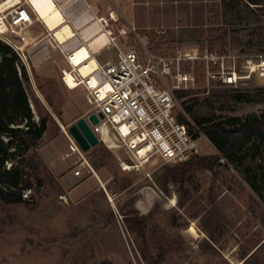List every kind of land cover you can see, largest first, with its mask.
<instances>
[{"label":"rangeland","instance_id":"obj_1","mask_svg":"<svg viewBox=\"0 0 264 264\" xmlns=\"http://www.w3.org/2000/svg\"><path fill=\"white\" fill-rule=\"evenodd\" d=\"M88 2L99 17L108 20L122 50L142 55L144 44L155 57L173 58L177 50L186 54L198 49L204 55L209 49L216 62H211L215 77L210 81L196 72L197 67L206 68L207 62L181 64V71L195 76L196 85L190 91H200V99L211 91L221 94L209 102V116L247 118L264 113L259 89L264 87V67H257L264 61L263 19L251 16L242 21L238 44L229 45L227 54L219 56L221 45L213 42L209 30L224 25L222 0ZM54 30L53 37L46 33L30 39L25 48L27 60L22 64L30 79L25 87L34 118L37 123L47 122L40 145L31 151L42 164V185L30 177L33 188L23 193V203L0 200V264H264V199L223 159L215 172L199 168L183 181L161 188L165 171L177 165L124 170L120 162L130 161L127 154L100 143L87 153L81 151L99 179L87 172L88 166L84 175H75L77 162L83 159L72 154L61 125L67 132L86 117L91 105L83 86L71 90L62 81V69L70 67L60 49L51 44L64 46L72 56L82 41H72L76 33L68 22ZM116 53L113 47L106 49L100 62L115 60ZM222 64L242 77L238 87L218 84ZM247 68L254 71L251 76ZM234 93L245 100L232 101ZM248 148L242 153L244 163L254 168L258 159L252 146ZM217 155L210 145L199 157ZM10 166L8 162L6 167ZM146 187L158 194L149 209L143 195ZM135 218L144 222L145 241L132 228Z\"/></svg>","mask_w":264,"mask_h":264},{"label":"built area","instance_id":"obj_2","mask_svg":"<svg viewBox=\"0 0 264 264\" xmlns=\"http://www.w3.org/2000/svg\"><path fill=\"white\" fill-rule=\"evenodd\" d=\"M9 1L0 0V40L9 45L24 62L27 60L25 48L30 44L29 29L40 20L27 0H20L14 6L7 5ZM100 21L111 38L109 45L117 50L116 59L99 63L98 68L85 80L81 79L76 66L71 63V52L62 45L55 47L51 44L52 48L60 49L70 67L68 70L62 69L64 84L69 88L67 78L71 74L77 87L83 86L86 90L91 108L85 119L100 143L112 151L122 150L127 154L130 161L120 162L124 170L145 169L147 165H178L203 154L212 143L185 113L177 93L189 91L196 85L193 74L181 71L184 61L207 62V81L215 77L211 72V62H215L212 53L208 49L204 55L198 49L186 54L177 50L173 58L155 57L144 44L145 54L142 55L133 49L122 50L113 38L108 20L100 18ZM131 30L135 31V28L131 27ZM247 69L251 76L254 71ZM217 73L226 86L238 87L240 84L242 77L234 68L227 70L222 64ZM93 77L98 81L95 88L90 87L88 82ZM106 85L108 89L103 94L102 88ZM92 114L99 118L97 125L89 121ZM181 116L189 123L182 122ZM69 140L72 154L78 153L83 159L77 162L79 166L75 175H84L87 166V172L95 174L75 141L72 138ZM146 176L152 179L151 173L148 172Z\"/></svg>","mask_w":264,"mask_h":264},{"label":"trees","instance_id":"obj_3","mask_svg":"<svg viewBox=\"0 0 264 264\" xmlns=\"http://www.w3.org/2000/svg\"><path fill=\"white\" fill-rule=\"evenodd\" d=\"M251 16L264 20V0H222L224 25L209 30L214 36L213 42L221 45L219 56L227 54L226 48L229 45L238 44L242 30L240 23L251 19ZM196 72L201 79L206 77L205 66L197 67ZM29 80L28 72L18 54L0 40V200L10 204L23 203V193L33 188L30 177H34L37 184L42 185V164L31 151L40 145L47 132V122L45 119L40 123L35 121L25 87ZM218 84L226 86L221 81ZM259 89L264 98V87ZM199 93L200 91L195 90L180 91L177 97L182 100L185 113L208 137L218 155L194 156L169 168L160 180L161 188H166L172 182L183 181L190 172L199 168L215 172V167L221 165L220 160L223 159L233 164L244 179L249 181L254 193L264 199V113L247 118L231 116L221 119L216 115L209 116L206 113L209 102L222 96L219 92L211 91L208 97L200 99ZM232 98L236 103L245 100L239 93L232 94ZM180 119L189 123L184 116ZM3 137L8 141L5 142ZM250 146L255 151L254 158L258 159L254 168L246 167L242 154ZM8 162L11 163L9 168L6 167ZM122 211L125 217L129 216L126 210ZM134 220L132 228L145 241L142 218Z\"/></svg>","mask_w":264,"mask_h":264},{"label":"bare ground","instance_id":"obj_4","mask_svg":"<svg viewBox=\"0 0 264 264\" xmlns=\"http://www.w3.org/2000/svg\"><path fill=\"white\" fill-rule=\"evenodd\" d=\"M27 1L32 7V9L35 11L37 16L39 17L40 22H42L46 26V28L51 32L52 37L56 26L59 24L61 25V23L67 22L61 8L59 7V5H57L58 3L56 4L55 0H27ZM18 3H20V0H10L7 5L14 6V5H18ZM52 23L54 24L56 23V24L51 25ZM87 43H88L87 44L88 47L92 50V52L96 54L102 49H104L105 46H107L110 43V41L107 33L105 31H101L94 37L88 36ZM70 61L74 66H76L77 70L79 71L81 79L84 80L86 78H89L99 66L98 60L94 55L91 54V51L87 48L86 45L79 47L70 57ZM257 67H264V61ZM67 81L69 84V89L73 90L77 88V83L76 81L73 80V76L71 74L68 75ZM88 82L90 83V87L93 88L97 87L98 85V81L94 77L88 79ZM106 89H108V85L102 88L103 94L106 92ZM61 127L62 130L66 133L67 137L71 139V137L67 134L64 126L61 125ZM172 202H174V200Z\"/></svg>","mask_w":264,"mask_h":264},{"label":"crops","instance_id":"obj_5","mask_svg":"<svg viewBox=\"0 0 264 264\" xmlns=\"http://www.w3.org/2000/svg\"><path fill=\"white\" fill-rule=\"evenodd\" d=\"M55 2L56 4L58 3L57 5H59V7L61 8L66 21L70 23V25L75 30L76 35L72 41H78L79 43H81V41L82 43L85 42V45L91 51V54L96 57L99 63H101V58L105 54H103V52L106 49L112 48L113 46L110 47L111 45L108 44L104 49L95 54L87 45L88 43L86 36L92 37L99 31H103V27L100 21L101 17L96 14L95 10L93 9V5L89 3L88 0H55ZM28 33L29 39L31 40L37 39L44 35L51 36V32L42 22H35L29 29ZM46 33L48 35H46ZM109 40H111L110 37ZM105 62L106 61H104L103 63ZM96 176L97 173L95 172L94 177L96 179H99V177Z\"/></svg>","mask_w":264,"mask_h":264},{"label":"water","instance_id":"obj_6","mask_svg":"<svg viewBox=\"0 0 264 264\" xmlns=\"http://www.w3.org/2000/svg\"><path fill=\"white\" fill-rule=\"evenodd\" d=\"M89 121L92 125H97L99 123V118L95 114H92L89 116ZM67 133L71 136L83 153L89 152L92 148L100 144L98 137L93 132L85 118H82L74 125L69 126ZM143 195L147 209L152 207L158 199L157 192L151 187H146Z\"/></svg>","mask_w":264,"mask_h":264}]
</instances>
